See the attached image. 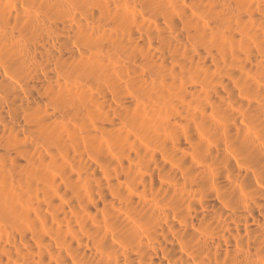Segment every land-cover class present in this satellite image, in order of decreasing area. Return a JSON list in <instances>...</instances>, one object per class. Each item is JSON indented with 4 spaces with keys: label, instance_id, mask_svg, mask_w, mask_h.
Wrapping results in <instances>:
<instances>
[{
    "label": "bare ground",
    "instance_id": "1",
    "mask_svg": "<svg viewBox=\"0 0 264 264\" xmlns=\"http://www.w3.org/2000/svg\"><path fill=\"white\" fill-rule=\"evenodd\" d=\"M0 264H264V0H0Z\"/></svg>",
    "mask_w": 264,
    "mask_h": 264
}]
</instances>
